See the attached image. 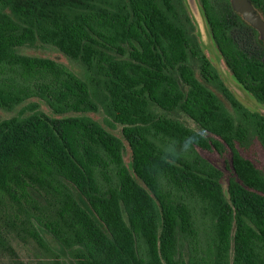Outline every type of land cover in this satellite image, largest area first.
Returning a JSON list of instances; mask_svg holds the SVG:
<instances>
[{
  "label": "trees",
  "instance_id": "obj_1",
  "mask_svg": "<svg viewBox=\"0 0 264 264\" xmlns=\"http://www.w3.org/2000/svg\"><path fill=\"white\" fill-rule=\"evenodd\" d=\"M199 2L225 65L264 105L260 33L230 0ZM250 2L264 18V0ZM37 45L83 77L20 51ZM0 109H16L0 116L1 244L12 231L42 245L43 229L68 257L57 264H191L182 242L208 216L210 264H264V172L244 155L255 142L264 150V116L231 95L174 0H0ZM98 110L121 124L129 167L122 139L69 114ZM199 149L226 157L225 186Z\"/></svg>",
  "mask_w": 264,
  "mask_h": 264
},
{
  "label": "rangeland",
  "instance_id": "obj_2",
  "mask_svg": "<svg viewBox=\"0 0 264 264\" xmlns=\"http://www.w3.org/2000/svg\"><path fill=\"white\" fill-rule=\"evenodd\" d=\"M178 11L180 13V20L183 25L192 24L195 33L197 34L200 45L203 52L210 59L214 67L216 68L218 75L222 79L223 84L229 90L231 95L241 102L249 110L264 116V105L254 99V97L246 91L233 77L228 67L225 65L215 43L211 38V34L208 25L204 19L202 8L199 0H174ZM231 3V2H230ZM253 5V4H252ZM232 7V6H231ZM99 10H107L106 4H101ZM256 14L264 21L262 13L253 5ZM233 9V8H232ZM235 11V10H234ZM237 12V11H236ZM242 19L256 28L260 33V30L246 20L240 12ZM264 43V37H261ZM20 51L24 54L31 56H40L52 58L55 61L63 64L75 75L82 78V67L71 60L54 46H29L22 47ZM194 72L200 82L210 90L216 98L220 111L223 113H229L234 115V110L229 100L223 95V93L214 87L209 82L205 81L199 74L198 68L194 65ZM28 100H35L39 103L42 110L47 113H51L49 107L45 104L43 99L38 96L30 97ZM16 110V109H15ZM13 111H5L0 109L1 117H8L15 113ZM69 114H85L96 121H98L106 130L123 140L125 143V151L123 153V161L126 166L129 167L131 156L130 149L123 139L121 133V124L113 122L108 119L101 111H87L83 113H69ZM174 116L180 119L185 125L191 128H197L196 124L185 114L176 111ZM199 152L203 158H205L210 164L216 166L223 171V177L221 179L223 186H225L227 176L230 175L231 169L226 163V157L216 153L211 149H199ZM244 155L248 157L258 168L264 172V150L258 143H253L252 146L244 151ZM0 209V232L5 234V221L3 211ZM197 221V220H196ZM197 225V234L190 236L184 240L181 245L184 260L191 259V264H210L208 250L212 246L211 240V222L208 216L200 219ZM40 233L44 238V244H38L32 238L24 234L17 235L15 232H10L11 237L8 239L7 244L0 243V264H57L61 260L68 259L64 250H61L60 245L53 239V237L45 230L40 229ZM23 235V236H22ZM9 245L11 249L8 248Z\"/></svg>",
  "mask_w": 264,
  "mask_h": 264
},
{
  "label": "water",
  "instance_id": "obj_3",
  "mask_svg": "<svg viewBox=\"0 0 264 264\" xmlns=\"http://www.w3.org/2000/svg\"><path fill=\"white\" fill-rule=\"evenodd\" d=\"M233 10L240 12L243 17L260 30L264 37V21L256 14L250 0H230Z\"/></svg>",
  "mask_w": 264,
  "mask_h": 264
}]
</instances>
